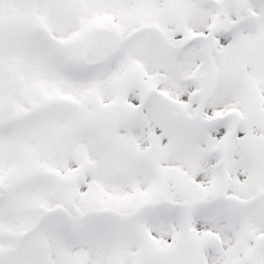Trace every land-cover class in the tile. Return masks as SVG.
Instances as JSON below:
<instances>
[{"label":"snow or ice","instance_id":"snow-or-ice-1","mask_svg":"<svg viewBox=\"0 0 264 264\" xmlns=\"http://www.w3.org/2000/svg\"><path fill=\"white\" fill-rule=\"evenodd\" d=\"M0 264H264V0H0Z\"/></svg>","mask_w":264,"mask_h":264}]
</instances>
